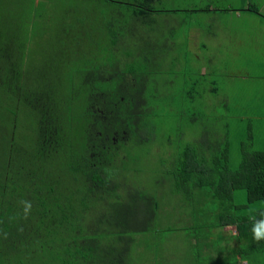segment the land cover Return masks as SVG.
I'll list each match as a JSON object with an SVG mask.
<instances>
[{
  "label": "trees",
  "instance_id": "obj_1",
  "mask_svg": "<svg viewBox=\"0 0 264 264\" xmlns=\"http://www.w3.org/2000/svg\"><path fill=\"white\" fill-rule=\"evenodd\" d=\"M108 1L68 2L48 16L44 6L52 0H0V264H138L136 243L144 245L151 231L176 229H157L170 216L158 211L157 192L129 184L117 171H125L128 160L124 145L157 138L164 106L172 111L176 103L191 102L193 92L185 99L174 92L164 99L155 90L149 93L148 73L135 64L150 45L158 14L180 15L179 32L188 35L196 24L188 11L215 19L230 7L202 0V6L178 13L156 7L159 0ZM14 5L18 9L11 15ZM231 9L242 11L245 29L254 14L264 23L257 5ZM53 24L58 31L73 30V47L85 43L95 49L68 50L58 39L54 45L62 42V57L53 46L50 55L57 61H50L31 44L37 29L48 32ZM172 28L165 37H175ZM134 34L143 42L139 48L124 43ZM19 114L32 124L27 141H18ZM182 134L178 128L175 140L168 137L171 145L155 181L162 185V174L174 179L191 206L189 215L173 216L186 220L178 228L205 229L217 239L213 243L221 242L218 259L230 254L212 264H264V239L255 240L252 231L264 219V151L240 140V160L232 166L227 146L215 143L219 139L205 142L204 150L183 141ZM237 190H244L243 203L234 201ZM210 199L216 203L211 210L205 207ZM23 200L32 204L27 219L20 218ZM87 217L94 222L86 224ZM226 226L234 231H216Z\"/></svg>",
  "mask_w": 264,
  "mask_h": 264
},
{
  "label": "rangeland",
  "instance_id": "obj_2",
  "mask_svg": "<svg viewBox=\"0 0 264 264\" xmlns=\"http://www.w3.org/2000/svg\"><path fill=\"white\" fill-rule=\"evenodd\" d=\"M35 1L37 2V0ZM55 1L52 0L48 5L44 6L45 10H47L46 15L54 16L53 11L59 7L65 6L68 2L81 0ZM201 1L159 0L155 6L159 8L164 7L167 10L179 9L181 11L178 13H183L184 9H195L202 6L203 1ZM240 1L217 0V2L213 3V6L223 7L227 5L237 8L241 4ZM244 2L245 7L248 4L257 5L260 11L264 13V0H244ZM100 6L101 8H105L101 4ZM17 9L16 5L12 6L10 14L13 15ZM188 12H190L189 16L191 20H196V24L191 27V32L188 35L179 32L182 28L180 25V15L173 14V12L158 14L156 16L157 25L148 43L150 45L148 47L146 45L145 54L138 55L142 63L135 64L142 70L146 69L145 71L148 73L147 91L149 93H154L153 91L155 90V93L160 94L164 99L174 92L175 94L173 95L178 97V99H185L189 89L193 92L191 102L176 103V108L172 111L166 110V106H164L163 114L157 118L160 120V124H162L157 138L151 139L143 145L134 143V141L124 145L127 147L124 155L128 160H126L124 165L125 171L120 169L117 173H120L121 178L129 184L157 192L158 211L160 214H170L169 219L163 222L164 225L157 229L160 230L165 225L176 227L174 230L164 231L161 234H152L151 231L147 235L148 239L144 235H139L142 240L144 238L147 241L144 245L136 243L133 246L138 245L140 247L138 250L136 249L137 252L136 250L133 252V258L138 260V264H212L219 260L218 252L221 250V242L213 243L212 241H217V239L210 237L209 232L207 233L205 229H190L186 232V229L182 230L181 227L180 229L178 228L179 226L186 225V220L177 218V215L176 218L173 216L177 211L179 213L182 212L184 215H189L187 214V209L190 210L191 206L186 204L182 193L183 190H178L174 179H168L165 174H162L160 178H163L165 182L160 186H157L155 183L159 177L161 162L165 158L164 156L168 154L167 149L171 145L167 139L171 137L172 140H175L178 128L182 130L181 139L183 141L204 150L207 149L204 147L205 142L209 143L213 141L212 139L214 141L219 139L215 143L219 146H221V143L227 146L228 163L232 166L236 165L240 160V148L238 147V141L240 140L250 143L249 146L245 145L252 149L264 151V78L260 80L257 78L258 75L253 71V54L255 51L253 41L246 39V44L242 48V54L245 53L246 77L244 81L240 79L237 82L235 81V77H224L222 74L227 72V69L222 71L216 67L224 66V62L227 60L226 58H222L226 55L222 52L226 48V43L231 47L229 36L234 34L232 27H230L233 23V18L229 19L226 11H222L224 13L223 17L217 15L213 19L214 31L222 39L223 43L220 44L217 41L208 42L209 47L206 49L202 46L204 34L197 25L208 15L203 12ZM256 24V19H252L251 22L247 21L249 28H256ZM171 28L175 37L172 38L171 35L165 37V33L170 32ZM45 30L48 32L37 29V33L34 36L35 39L31 45H35L38 49H43L47 58L52 62L57 61V59L50 55L53 46L57 47L56 51L58 50L59 57H62L60 53L62 42L60 41L58 45H54L58 39L66 42L68 50L71 48L75 50L80 49L87 54V49H95V44L83 46L85 43L73 47L70 41L76 35L71 32L73 31L71 28L69 30L58 31L57 26L53 24ZM101 38L102 36L98 35L97 41ZM239 38L242 37L240 36ZM133 40L137 42L138 46H136ZM124 43L130 44L135 48H139L143 44L137 38V34L128 38L127 41L125 40ZM98 48L99 45H96V50ZM155 51L156 53H154ZM211 55L216 57L214 66L208 63V58ZM194 56H197V58ZM117 57L120 59L123 55L119 54ZM120 61L124 60L120 59ZM123 63H118L120 68L123 67ZM154 82H156V85ZM157 83L159 86H162L161 89L157 87ZM170 91L171 93H168ZM78 108L79 102L76 105V109ZM192 114H195V118L193 121H189L188 116ZM15 122L20 134L18 141L22 142V139L25 137V141H27L32 128L31 122L20 114L16 116ZM246 127L251 132L247 133ZM219 137H221L222 142ZM230 139L236 141L232 142ZM233 198L236 203H243L245 200L244 190H237ZM215 206V201L210 199L206 202L205 207L211 210ZM260 206L264 208V205ZM98 208H100V203H98ZM84 220L86 224L94 222L88 219V217ZM162 220L163 217L161 218ZM222 230L225 232L227 230L229 232L234 231L233 227L230 226H226L224 229L223 227L216 228L217 232H222ZM139 242L141 243V241ZM229 254L228 251L223 253L219 261H223Z\"/></svg>",
  "mask_w": 264,
  "mask_h": 264
},
{
  "label": "crops",
  "instance_id": "obj_3",
  "mask_svg": "<svg viewBox=\"0 0 264 264\" xmlns=\"http://www.w3.org/2000/svg\"><path fill=\"white\" fill-rule=\"evenodd\" d=\"M240 3L241 4L237 8H244V0H241ZM229 7V11H226V15L229 19L233 18V23L230 27H232L234 34L229 36L231 47L226 43V48L224 52H222L226 54L224 57H222L227 59L224 62L225 67L221 66L216 68L222 71L227 69V72L222 74L224 77H235V81L237 82L240 79L244 81L246 77L245 53L242 54V48L246 44V39H251L253 41L252 43L255 45V51L253 54V71L258 75L257 78L262 80L264 78V23L260 20V15L254 14L253 16L251 14L252 16L249 17V20L251 22L252 19H256L257 26L254 30H249V28L245 29L241 24V17L245 18V16H242V11L233 10L231 9V6ZM246 16L248 15L246 14ZM213 19L214 17H210L208 14L206 19H204V22L202 21L199 26L197 25L204 34V37H202L204 40L202 46H204L206 49L209 47L208 42L217 41L220 44L223 43L222 39L218 37V34L214 31ZM240 36L242 38H239ZM194 57L197 58V56ZM215 58L216 57H214V55L209 56L208 63H211L214 66ZM215 91L217 90L215 89Z\"/></svg>",
  "mask_w": 264,
  "mask_h": 264
},
{
  "label": "clouds",
  "instance_id": "obj_4",
  "mask_svg": "<svg viewBox=\"0 0 264 264\" xmlns=\"http://www.w3.org/2000/svg\"><path fill=\"white\" fill-rule=\"evenodd\" d=\"M21 203L23 205V209H22L23 216L20 218L27 219L32 209L31 201L23 200L21 201ZM16 216L19 217L20 214L17 213ZM261 216L264 217V212H261ZM252 231H253V237L255 240L259 241V240L264 239V219H261L259 222L255 223Z\"/></svg>",
  "mask_w": 264,
  "mask_h": 264
}]
</instances>
